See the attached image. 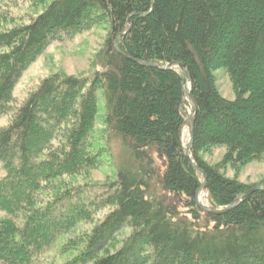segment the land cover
Masks as SVG:
<instances>
[{
    "label": "trees",
    "instance_id": "1",
    "mask_svg": "<svg viewBox=\"0 0 264 264\" xmlns=\"http://www.w3.org/2000/svg\"><path fill=\"white\" fill-rule=\"evenodd\" d=\"M101 23L110 27L102 68L91 78H45L0 128V263L34 264L69 229L111 207L62 264H264V188L223 214L197 206L203 175L183 144L192 102L181 71L164 69L177 62L187 71L197 105L192 158L206 173L209 207L230 206L252 186L221 169L264 156V0H54L31 23L0 32V48H9L0 53V117L52 38ZM220 67L234 99L217 87ZM100 91L104 123L132 162L100 196L83 185L40 199L48 181L99 163L90 139ZM216 146L226 152L210 165L202 153ZM127 226L123 243L107 252Z\"/></svg>",
    "mask_w": 264,
    "mask_h": 264
},
{
    "label": "rangeland",
    "instance_id": "2",
    "mask_svg": "<svg viewBox=\"0 0 264 264\" xmlns=\"http://www.w3.org/2000/svg\"><path fill=\"white\" fill-rule=\"evenodd\" d=\"M52 1L54 0H0V32L31 23ZM109 31V23H101L81 32L57 34L58 37L56 35V38H52L44 50L24 70L15 84L13 100L9 103L7 112L0 117V128L9 124L20 106L45 78L58 74L68 77L91 78L96 70L102 68L98 63L99 54L104 49ZM8 50L7 47L0 48V53ZM215 74L217 75V87L221 94L228 99H234L233 83L226 69L220 67L215 70ZM187 86L190 89L189 82H187ZM186 99L190 102V99ZM105 113L104 97L100 91L98 95V114L90 139L91 150L99 153V163L94 167H88L48 181L42 187L41 194H39L40 199L47 201L66 189L83 185H88L91 188L89 191L92 192V196H100L107 190L108 184L115 181L117 172L124 162L126 164L132 162L119 138H115L104 123ZM224 121L222 119V122ZM188 140L189 128L186 125L183 131L184 147L187 145ZM225 152V147L216 146L204 151L202 156L210 165H216L221 162ZM154 158L159 165V160L155 154ZM221 171L229 178L237 179L241 183L254 187L264 182V156L260 160L251 161L238 169H234L228 163ZM4 174L5 169L0 160V176ZM201 196L202 201L209 206L206 191H203ZM110 208L106 207L99 210L91 220L82 221L69 229L61 235L56 244L41 253L34 264H62L74 257L84 244V235L89 233L105 217ZM37 231L40 232L41 229L38 228ZM130 232L131 228L129 226L125 227L117 235L115 242L107 252L118 248ZM80 238L82 242L78 243L76 247L68 246L69 241L79 240ZM78 240L75 242H78Z\"/></svg>",
    "mask_w": 264,
    "mask_h": 264
},
{
    "label": "water",
    "instance_id": "3",
    "mask_svg": "<svg viewBox=\"0 0 264 264\" xmlns=\"http://www.w3.org/2000/svg\"><path fill=\"white\" fill-rule=\"evenodd\" d=\"M128 30H126L123 34H125ZM122 34V35H123ZM119 38H117L118 40ZM115 48L117 50V52L123 56H125V54L120 50L119 45H118V41L116 42ZM142 64L147 65V66H153V67H160L158 64L156 63H150L148 61H141ZM173 68H178L181 73H182V90L184 95L186 96V98L190 99L192 102V108L189 112V116L187 118L186 121V125L189 128V140L187 145L185 146V154L187 159L189 160L191 166L193 167V169L199 173H201L203 175V182L201 184V186L198 188L197 192H196V203L197 206L207 212V213H211V214H223L227 211H229L231 208H233L239 201H242L246 196H248L249 194H251L252 192L256 191L257 189L260 188H264V182L261 184H258L244 192H242L231 204L230 206L224 207V208H212L209 207L208 205H206L203 201H202V192L207 190V185H206V173L203 169H201L193 160L192 158V145H193V141H194V133H195V124H194V116L197 112V105L196 102L192 96V93L190 91V89L187 86V80H188V75H187V71L186 69L177 62H172L167 64L164 69H173Z\"/></svg>",
    "mask_w": 264,
    "mask_h": 264
}]
</instances>
